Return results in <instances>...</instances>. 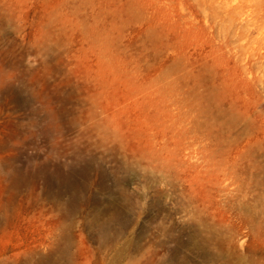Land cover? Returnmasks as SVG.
<instances>
[{"label":"rangeland","instance_id":"374dc122","mask_svg":"<svg viewBox=\"0 0 264 264\" xmlns=\"http://www.w3.org/2000/svg\"><path fill=\"white\" fill-rule=\"evenodd\" d=\"M239 259L264 264V0H0V264Z\"/></svg>","mask_w":264,"mask_h":264},{"label":"bare ground","instance_id":"6f19581e","mask_svg":"<svg viewBox=\"0 0 264 264\" xmlns=\"http://www.w3.org/2000/svg\"><path fill=\"white\" fill-rule=\"evenodd\" d=\"M232 231V230H231ZM234 231V230H233ZM234 264H243L242 263V259H239L238 261H236Z\"/></svg>","mask_w":264,"mask_h":264}]
</instances>
